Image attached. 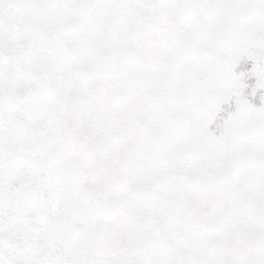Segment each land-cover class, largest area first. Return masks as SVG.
Here are the masks:
<instances>
[{"label": "snow or ice", "instance_id": "1", "mask_svg": "<svg viewBox=\"0 0 264 264\" xmlns=\"http://www.w3.org/2000/svg\"><path fill=\"white\" fill-rule=\"evenodd\" d=\"M0 264H264V0H0Z\"/></svg>", "mask_w": 264, "mask_h": 264}]
</instances>
